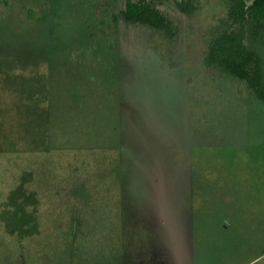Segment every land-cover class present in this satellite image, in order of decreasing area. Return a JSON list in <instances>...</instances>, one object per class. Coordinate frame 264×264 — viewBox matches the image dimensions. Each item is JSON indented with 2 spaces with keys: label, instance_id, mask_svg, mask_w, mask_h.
Returning <instances> with one entry per match:
<instances>
[{
  "label": "rangeland",
  "instance_id": "1",
  "mask_svg": "<svg viewBox=\"0 0 264 264\" xmlns=\"http://www.w3.org/2000/svg\"><path fill=\"white\" fill-rule=\"evenodd\" d=\"M151 1L171 33L0 3V264H264V102L206 61L232 0Z\"/></svg>",
  "mask_w": 264,
  "mask_h": 264
},
{
  "label": "trees",
  "instance_id": "2",
  "mask_svg": "<svg viewBox=\"0 0 264 264\" xmlns=\"http://www.w3.org/2000/svg\"><path fill=\"white\" fill-rule=\"evenodd\" d=\"M5 0H0L4 2ZM180 11L192 14L200 0H173ZM123 19L171 33L172 19L151 0H126ZM229 17L235 29L223 33L210 46L207 66L248 84L264 102V0H232Z\"/></svg>",
  "mask_w": 264,
  "mask_h": 264
}]
</instances>
